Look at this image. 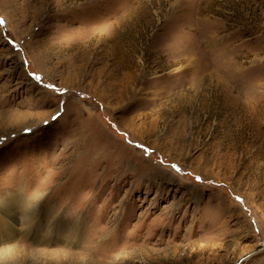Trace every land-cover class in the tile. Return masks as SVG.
Here are the masks:
<instances>
[{"label": "rangeland", "instance_id": "obj_1", "mask_svg": "<svg viewBox=\"0 0 264 264\" xmlns=\"http://www.w3.org/2000/svg\"><path fill=\"white\" fill-rule=\"evenodd\" d=\"M0 20V264H264V0Z\"/></svg>", "mask_w": 264, "mask_h": 264}, {"label": "bare ground", "instance_id": "obj_2", "mask_svg": "<svg viewBox=\"0 0 264 264\" xmlns=\"http://www.w3.org/2000/svg\"><path fill=\"white\" fill-rule=\"evenodd\" d=\"M138 98H140V97H142V94L139 92V93H137V95H136ZM143 98V97H142ZM14 199V198H13ZM15 201V200H14ZM8 203V202H7ZM19 203V200H17L16 202H13L11 205H9V206H6V208H5V203L4 204H1L0 205V207H1V209L2 210H7V209H9V208H14V207H16V204H18ZM31 203H33V205H34V203H36L35 201L34 202H31ZM27 204V203H26ZM37 206V205H36ZM35 207V206H34ZM34 207H33V209H34ZM38 207V206H37ZM30 212V211H29ZM40 212V211H39ZM5 216L7 215V217L10 219V220H8V218L6 217V218H4V221H10V222H13L14 221V219L15 218H12L11 216H10V214H8V213H5L4 214ZM36 216H38V212L36 211V210H33V212L31 211L30 213H27L26 214V216H25V218H26V220L27 221H29V222H31V223H33V219L35 220V218H38V217H36ZM41 217H42V215H41ZM41 217H39V225H40V220L42 219ZM41 218V219H40ZM2 220V219H1ZM3 221V222H4ZM43 223V222H42ZM34 224V223H33ZM38 224V223H37ZM28 228H30V226H27ZM3 228H8V229H10V228H12V225L11 224H7V225H4V224H1V227H0V235H2V233H4V231H2L1 229H3ZM43 228H45V223L43 224ZM41 231V230H40ZM46 232L48 233V234H52V232H51V230H49V229H47L46 230ZM2 238H0V240H1ZM261 245V247H262V249H260V250H254L253 251V253L254 254H256V253H258V252H260V251H262V250H264V242L263 243H261L260 244ZM12 253V252H11ZM245 260V259H244ZM243 261V260H242ZM241 261V262H242ZM241 262L239 263V264H241ZM243 264V263H242Z\"/></svg>", "mask_w": 264, "mask_h": 264}, {"label": "water", "instance_id": "obj_3", "mask_svg": "<svg viewBox=\"0 0 264 264\" xmlns=\"http://www.w3.org/2000/svg\"><path fill=\"white\" fill-rule=\"evenodd\" d=\"M260 249H262V247H261V245L259 244L257 247H256V249L255 250H260ZM237 264H239V263H237Z\"/></svg>", "mask_w": 264, "mask_h": 264}, {"label": "snow or ice", "instance_id": "obj_4", "mask_svg": "<svg viewBox=\"0 0 264 264\" xmlns=\"http://www.w3.org/2000/svg\"><path fill=\"white\" fill-rule=\"evenodd\" d=\"M4 22H3V20H0V24H3ZM177 171H179L178 169H177Z\"/></svg>", "mask_w": 264, "mask_h": 264}]
</instances>
